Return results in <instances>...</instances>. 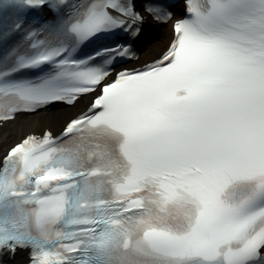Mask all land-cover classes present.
I'll list each match as a JSON object with an SVG mask.
<instances>
[{"label": "snow or ice", "instance_id": "1", "mask_svg": "<svg viewBox=\"0 0 264 264\" xmlns=\"http://www.w3.org/2000/svg\"><path fill=\"white\" fill-rule=\"evenodd\" d=\"M6 128L0 264H264V0H0Z\"/></svg>", "mask_w": 264, "mask_h": 264}, {"label": "rangeland", "instance_id": "2", "mask_svg": "<svg viewBox=\"0 0 264 264\" xmlns=\"http://www.w3.org/2000/svg\"><path fill=\"white\" fill-rule=\"evenodd\" d=\"M163 30L165 31V34L163 36H165L166 38V42L167 40L170 38V30L168 28H163ZM162 38V33L160 32L158 38L156 40H152L151 43L147 46V48L145 50H148V48L150 47V45H152L154 42L160 40ZM10 129H3L0 130V140H2L4 138V135L6 132H8ZM15 135L13 134L12 136L9 137V142H11L13 139H15ZM2 147H0V151H2Z\"/></svg>", "mask_w": 264, "mask_h": 264}, {"label": "bare ground", "instance_id": "3", "mask_svg": "<svg viewBox=\"0 0 264 264\" xmlns=\"http://www.w3.org/2000/svg\"><path fill=\"white\" fill-rule=\"evenodd\" d=\"M160 30V32L162 33V38L160 39V40H158V41H156V42H154L152 45H150V47L148 48V50L146 51V53L148 54V55H150L151 54V49H153V48H155V49H160V48H162L163 46H164V44L166 43V38H165V36H163L164 34H165V31L163 30V28H162V30L161 29H159ZM158 30V31H159ZM23 120H28V119H31L30 117H24V118H22Z\"/></svg>", "mask_w": 264, "mask_h": 264}]
</instances>
